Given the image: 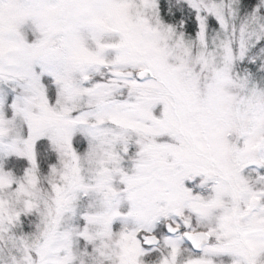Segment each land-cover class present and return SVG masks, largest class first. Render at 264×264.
I'll use <instances>...</instances> for the list:
<instances>
[{"label": "snow or ice", "instance_id": "snow-or-ice-1", "mask_svg": "<svg viewBox=\"0 0 264 264\" xmlns=\"http://www.w3.org/2000/svg\"><path fill=\"white\" fill-rule=\"evenodd\" d=\"M0 264H264V0H0Z\"/></svg>", "mask_w": 264, "mask_h": 264}]
</instances>
